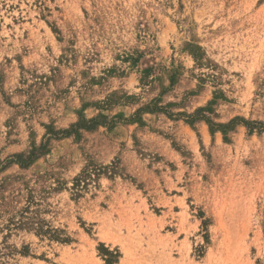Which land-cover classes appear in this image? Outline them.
<instances>
[{
  "label": "rangeland",
  "instance_id": "rangeland-1",
  "mask_svg": "<svg viewBox=\"0 0 264 264\" xmlns=\"http://www.w3.org/2000/svg\"><path fill=\"white\" fill-rule=\"evenodd\" d=\"M0 264H264V0H0Z\"/></svg>",
  "mask_w": 264,
  "mask_h": 264
}]
</instances>
